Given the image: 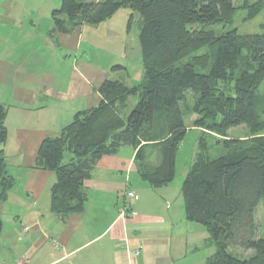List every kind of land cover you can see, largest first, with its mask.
Listing matches in <instances>:
<instances>
[{
    "label": "trees",
    "instance_id": "obj_1",
    "mask_svg": "<svg viewBox=\"0 0 264 264\" xmlns=\"http://www.w3.org/2000/svg\"><path fill=\"white\" fill-rule=\"evenodd\" d=\"M241 1L247 19L264 8V0ZM121 8L131 10L128 30L133 14L138 15L142 78L131 86L104 80L95 106L76 112L57 135L41 141L34 167L54 175L51 212L62 218L82 213L84 181L102 156L122 146L135 149L138 173L150 187L171 183L186 133L181 104L191 92L194 103L185 106V112L196 115L192 126L223 137L239 125L248 129L244 140H222L226 152L215 157L209 155L202 131L182 181L185 217L202 225L207 243L215 247L203 264H264V238L256 237L254 219L264 200V111L256 102L264 81V31L216 34L210 29L233 22L234 0H62L51 11L53 30L70 33L85 23L99 24ZM130 96L137 97V103L126 112ZM6 114L0 104V146L7 140ZM149 148L156 154L150 166L144 165ZM6 166L0 148V201L15 184ZM229 247L252 255L239 257Z\"/></svg>",
    "mask_w": 264,
    "mask_h": 264
},
{
    "label": "crops",
    "instance_id": "obj_2",
    "mask_svg": "<svg viewBox=\"0 0 264 264\" xmlns=\"http://www.w3.org/2000/svg\"><path fill=\"white\" fill-rule=\"evenodd\" d=\"M61 1L0 0V104L7 110V140L0 148L6 173L15 179L7 199L0 201V264H203L215 247L207 243L205 228L185 217L181 184L187 172L179 182L174 177L152 188L140 177L130 146L97 161L83 184L82 213L62 218L51 212L55 178L34 167L39 145L76 112L99 102L97 89L108 73L88 58L74 59L67 77L48 73L44 52L79 49L85 33L93 31L107 32L111 41L124 39L131 13L121 8L99 24L60 33L53 30L51 11ZM136 19L135 13L131 23ZM149 150L144 165L150 166L156 154ZM127 190L135 199L123 218L118 210Z\"/></svg>",
    "mask_w": 264,
    "mask_h": 264
},
{
    "label": "rangeland",
    "instance_id": "obj_3",
    "mask_svg": "<svg viewBox=\"0 0 264 264\" xmlns=\"http://www.w3.org/2000/svg\"><path fill=\"white\" fill-rule=\"evenodd\" d=\"M81 1L86 2L91 0ZM255 1L258 0H249V3H253ZM234 4L237 8L233 22L229 25H214L210 27V29H212L216 34L223 33L230 29H235L239 34H253L264 31V8L254 18L247 19L246 10L242 9V1L234 0ZM124 12L130 11L128 9ZM136 20L131 23L128 35L126 36L123 34L124 39L118 36V38H113L111 41L107 36V32L100 31L101 33H99L93 31L92 33H85L87 38H83L79 49L73 48L75 45L66 49L57 48L51 50L50 53L47 52V49L44 52V55L48 56L45 60L50 62V69H48L47 72H53L56 75L67 77L71 73V63L74 59L77 58V60H83L88 58L90 59L92 65L96 66L97 68H101V70H106L108 73L107 77L110 80H119L128 86L140 82L142 78V66L140 61V52L138 50L139 46L137 47V34L139 29ZM84 40L87 41L84 42ZM41 51H43V48ZM203 52L204 49L200 50L198 54ZM118 64L124 66L127 69V72L121 69L113 68ZM256 96V102L258 103V106L264 111V81L259 85ZM136 103L137 97L130 96L127 101L126 112L133 109ZM193 103L194 94L188 92L185 104H181V108L184 112L183 119L186 127V133L179 145V149L175 158V182H179L183 179L198 150L197 140L201 135L200 129H194L192 126V121L196 115L185 112V106L190 108ZM202 130L205 134V140L208 145V153L211 157L219 156L226 152V149H224L222 145V140H244L248 137V129L245 125H239L237 127L230 128L226 132L225 137L220 136L212 131L205 129ZM65 160H67V158H65ZM254 219L258 235L264 238V200H261L256 207ZM228 251L238 255L239 257H248L252 255V251H250L248 254L246 250L239 247H229Z\"/></svg>",
    "mask_w": 264,
    "mask_h": 264
},
{
    "label": "built area",
    "instance_id": "obj_4",
    "mask_svg": "<svg viewBox=\"0 0 264 264\" xmlns=\"http://www.w3.org/2000/svg\"><path fill=\"white\" fill-rule=\"evenodd\" d=\"M135 199V194L132 190H127L124 193L123 204L121 208L118 210V214L120 217H127L131 212V202ZM18 264H24L23 262H18Z\"/></svg>",
    "mask_w": 264,
    "mask_h": 264
}]
</instances>
